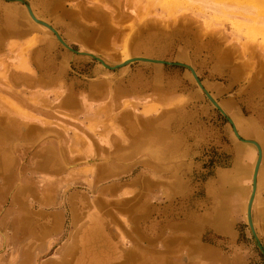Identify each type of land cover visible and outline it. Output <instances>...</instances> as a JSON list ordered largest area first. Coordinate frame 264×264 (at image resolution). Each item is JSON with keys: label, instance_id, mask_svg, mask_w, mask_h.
Here are the masks:
<instances>
[{"label": "rangeland", "instance_id": "obj_1", "mask_svg": "<svg viewBox=\"0 0 264 264\" xmlns=\"http://www.w3.org/2000/svg\"><path fill=\"white\" fill-rule=\"evenodd\" d=\"M25 1L70 48L110 66L145 57L194 68L240 137L262 148L251 217L264 245V3ZM158 109L176 112L173 123L180 109L186 116L167 126L168 136L179 129V142L166 156L142 138L144 118ZM16 115L46 133L29 149L52 141L49 152L62 166L53 197L71 234L69 255L59 254L64 264H264L246 219L256 148L234 136L185 68L137 62L106 69L62 46L30 19L24 3L0 0V119ZM24 153L0 135V176ZM223 174L230 182L219 181ZM126 182L133 185L114 191ZM223 188L227 205L217 218Z\"/></svg>", "mask_w": 264, "mask_h": 264}, {"label": "crops", "instance_id": "obj_2", "mask_svg": "<svg viewBox=\"0 0 264 264\" xmlns=\"http://www.w3.org/2000/svg\"><path fill=\"white\" fill-rule=\"evenodd\" d=\"M88 93L91 94L92 90H88ZM128 107L127 115L132 117V107ZM180 110L179 119L182 115ZM151 115L153 118L143 120V141L148 144L152 142L162 156H166L165 153L168 150L178 149L179 136L175 131L179 129L175 131L173 129L172 135L167 134V126L176 119V113L163 115L161 109H158ZM132 118H136V115ZM146 119L150 121L146 122ZM0 121L5 131L0 134L1 139L13 140L14 138L21 150L25 152V157L20 156L21 158L15 161L14 166L9 168L11 170L4 176H0V264H64L65 257H60L59 254L69 255L71 234L65 226L64 209L55 208L53 197L54 174L60 171L62 166L56 164L55 155L49 152L50 149L37 152L29 149L34 143L36 144L37 140L39 141L40 137H43L42 134H46H38L34 120L16 115L1 118ZM176 123L177 121L174 122V128L177 126ZM147 124L150 125L146 131ZM188 125L187 123L188 129L185 128L183 131L190 134L192 130ZM159 131L163 132V136L158 134ZM133 135L137 139L140 138V132L137 135L133 132ZM49 143L52 147V141H48L47 146ZM132 185V182H126L117 183L113 187L115 191V189H129ZM118 190L116 192H119ZM100 194H104L102 186ZM68 264H70L69 261Z\"/></svg>", "mask_w": 264, "mask_h": 264}, {"label": "water", "instance_id": "obj_3", "mask_svg": "<svg viewBox=\"0 0 264 264\" xmlns=\"http://www.w3.org/2000/svg\"><path fill=\"white\" fill-rule=\"evenodd\" d=\"M9 1V0H7ZM20 3H24L26 10L28 12V15L30 16V18L38 25L45 27L47 30H49L56 38V40L62 45L64 46L66 49H68L69 51L75 53V54H85L88 55L89 57L93 58L94 60H96L97 62H99L104 68L109 69V70H116L119 68H123L126 67L130 64H134L137 62H145V63H150V64H156V65H168V66H179V67H183L186 70L189 71L190 75L192 76L194 82L196 83L197 87L201 90V92L203 93V95L207 98V100L210 102V104L218 111L220 112V114H222L228 121V123L232 126V132L234 134V136L243 141L244 143H248V144H252L256 147L257 150V158L254 164V169H253V174H252V190L250 192L249 198H248V202H247V208H246V219H247V224L250 230V234L257 246V248L259 249V251L262 253V255L264 256V245L260 243V241L258 240V237L254 231L253 228V224H252V219H251V206H252V201L254 199V195H255V188H256V175L258 172V167L260 165L261 162V156H262V152L260 147L257 145V143L253 140L250 139H245L242 140L240 139L238 132L236 131L235 125L233 120L228 117L225 112L222 110V108L220 107V105L218 104V102L215 100V98L210 94L209 91L206 90V88L203 86L201 80L199 79L198 75L196 74V71L194 70V68L188 64L185 63H181V62H169V61H164V60H159V59H153V58H145V57H131L128 60L122 61L119 64H116L114 66H110L107 63H105L101 58L94 56L93 54H87V53H82V52H78L75 51L74 49L70 48L62 39V37L59 35L58 31L55 30V28H53L51 25H49L48 23L37 19L30 6L28 5V3L25 0H17Z\"/></svg>", "mask_w": 264, "mask_h": 264}, {"label": "bare ground", "instance_id": "obj_4", "mask_svg": "<svg viewBox=\"0 0 264 264\" xmlns=\"http://www.w3.org/2000/svg\"><path fill=\"white\" fill-rule=\"evenodd\" d=\"M17 1V0H16ZM260 3V5H261V7H263V3H264V1L263 0H260L259 1ZM29 5V4H28ZM30 6V5H29ZM31 8V7H30ZM32 10V9H31ZM33 12V11H32ZM28 13V12H27ZM34 14V13H33ZM30 17V16H29ZM31 19V18H30ZM32 20V19H31ZM33 21V20H32ZM34 22V21H33ZM35 23V22H34ZM36 24V23H35ZM38 25V24H37ZM104 30V29H103ZM102 30V31H103ZM103 32H105V31H103ZM153 35V34H152ZM155 36V35H154ZM215 55V54H214ZM211 59V58H210ZM214 59V58H213ZM128 60V59H127ZM48 65V64H47ZM137 82V81H136ZM259 83V82H258ZM257 84V83H256ZM138 85V84H137ZM260 86V85H259ZM124 87V86H123ZM122 87V88H123ZM258 86H256V88H257ZM130 88V87H129ZM259 88V87H258ZM131 89V88H130ZM264 89V88H263ZM257 90V89H256ZM259 90V89H258ZM262 90V89H261ZM257 92V91H256ZM260 93V92H259ZM258 93V95L260 96V94ZM113 94V93H112ZM254 94V93H253ZM261 94L263 95V93L261 92ZM256 96H257V93H256ZM255 98V97H254ZM257 98H258V96H257ZM261 98V97H260ZM259 98V99H260ZM263 99V98H262ZM113 102V101H112ZM221 107V106H220ZM256 107V106H255ZM179 110V109H178ZM177 110V111H178ZM264 110V109H263ZM183 111H185V109L183 110ZM160 112V111H159ZM180 112H181V110H180ZM187 112V111H186ZM176 113V112H175ZM174 113V114H175ZM178 113H179V111H178ZM180 114V113H179ZM184 114V113H183ZM259 114V113H258ZM263 114V113H262ZM177 115V114H176ZM186 115V114H185ZM184 115V116H185ZM188 115H191V113H188ZM181 116V115H180ZM192 116V115H191ZM194 116H195V114H194ZM262 116V115H261ZM173 117V116H172ZM186 117V116H185ZM185 117H183V118H185ZM190 117V116H189ZM188 117V118H189ZM175 118H176V116H175ZM180 118V117H179ZM183 118H181V119H183ZM193 118V117H192ZM191 118V119H192ZM170 119H171V117H170ZM170 119H169V121H170ZM179 120V119H178ZM177 120V121H178ZM182 121H185L186 122V120L184 119V120H182ZM189 121V120H188ZM260 121V120H259ZM180 122V121H179ZM190 122V121H189ZM193 122V121H192ZM178 123V122H177ZM176 123V124H177ZM191 123V122H190ZM172 124H174V123H172ZM179 124V123H178ZM177 124V125H178ZM189 124V123H188ZM240 124V123H239ZM193 125V124H192ZM127 126V125H126ZM175 126V125H174ZM180 126V125H179ZM182 126V125H181ZM185 126V125H184ZM189 126V125H188ZM240 126V125H239ZM196 127V126H195ZM198 127H200V126H198ZM187 128V127H186ZM189 128H190V126H189ZM256 128V127H255ZM130 129V128H129ZM188 129V128H187ZM186 129V130H187ZM192 129V128H191ZM240 129V128H239ZM241 131H242V133L243 134H245V135H247L248 133H249V131L245 128V127H243L242 128V126H241ZM254 129V128H253ZM252 129V130H253ZM258 129V128H257ZM157 130V129H156ZM169 130V129H168ZM177 130V129H176ZM195 129L193 128V131H194ZM250 130H251V128H250ZM199 131V130H198ZM236 131H237V129H236ZM187 132V131H186ZM238 132V131H237ZM196 133H197V131H196ZM195 133V134H196ZM257 134V131H255V130H253L252 131V134ZM158 134L159 135H161V136H163V132H161V131H159L158 132ZM204 134V133H203ZM202 134V135H203ZM190 135V134H189ZM238 135H239V133H238ZM258 135H259V133H258ZM183 136H184V134H183ZM198 137V136H197ZM239 137H240V135H239ZM174 138V137H173ZM240 139H242L241 137H240ZM239 140V139H238ZM242 140H245V139H242ZM251 140V139H250ZM241 141V140H240ZM254 141V140H253ZM166 142V141H165ZM172 142H174L173 140H172ZM176 142V141H175ZM177 142H178V140H177ZM241 142H243V141H241ZM256 142V141H255ZM263 142H264V139H263ZM167 143V142H166ZM165 143V144H166ZM171 143V142H170ZM244 143V142H243ZM257 143V142H256ZM187 144V143H186ZM246 144H248V143H246ZM3 145V144H2ZM250 145H252V144H250ZM257 145L260 147V149H261V152H262V148H261V146L257 143ZM171 146V145H170ZM254 146V145H253ZM165 147V146H164ZM255 147V146H254ZM157 148V147H156ZM161 148V147H160ZM162 148H163V146H162ZM171 148V147H170ZM256 148V147H255ZM48 149H50V146L48 147ZM47 149V150H48ZM166 149V148H165ZM165 149H163V150H165ZM167 150H168V148H167ZM171 150V149H170ZM257 151V150H256ZM160 152V151H159ZM162 152H164V151H162ZM171 152V151H170ZM169 152V153H170ZM153 153V152H152ZM162 154V153H161ZM166 154V153H165ZM160 156H162V155H160ZM155 157V156H154ZM261 160H262V156H261ZM4 167V166H3ZM259 167H260V165H259ZM259 167H258V170H259ZM236 169H238V168H236ZM254 169V168H253ZM240 170V169H239ZM238 171V170H237ZM236 170H235V172H237ZM253 174V173H252ZM257 174H258V172H257ZM234 175H235V173H234ZM263 175V174H262ZM240 176V175H239ZM227 178V175H225V174H223V175H220V180L219 181H223L224 183H228V182H226V181H229V180H227L226 179ZM243 178V180H244V178L245 177H242ZM262 179L264 180V176L262 177ZM230 182V181H229ZM232 182V186H236V179H234L233 181H231ZM185 184V183H184ZM231 184V183H230ZM251 184H252V182H251ZM235 189V191L237 192V188H234ZM252 190V189H251ZM256 190H258L257 189V175H256V188H255V193H256ZM217 192V191H216ZM228 191H227V189H225V188H223V191L222 190H220L219 191V193H222V194H220V197H221V200H219V203L220 204H218L219 206H218V208H216V211H217V218H221L222 217V213H223V209H224V207H226V205H227V202H226V198H227V196H225V194L227 193ZM243 192H244V190H243ZM188 194V193H187ZM186 195V194H185ZM216 195V194H215ZM187 197V196H186ZM213 197H215V196H213ZM249 197V196H248ZM254 198H255V195H254ZM212 199V198H211ZM254 200V199H253ZM216 201H217V199H216ZM216 201H214V202H216ZM239 202V201H238ZM244 203V202H243ZM216 205V204H215ZM214 205V206H215ZM252 205H253V201H252ZM217 206V205H216ZM251 208H252V206H251ZM222 212V213H221ZM216 213V212H215ZM173 214V213H172ZM213 214V213H212ZM251 219H252V217H251ZM216 221H218V220H216ZM215 222V221H214ZM252 224H253V222H252ZM215 227V226H214ZM219 227V226H218ZM254 228V227H253ZM81 244V243H80Z\"/></svg>", "mask_w": 264, "mask_h": 264}]
</instances>
